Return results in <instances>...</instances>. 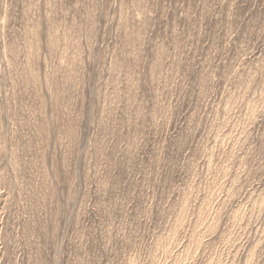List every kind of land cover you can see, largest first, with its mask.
Segmentation results:
<instances>
[{
    "label": "rangeland",
    "instance_id": "1",
    "mask_svg": "<svg viewBox=\"0 0 264 264\" xmlns=\"http://www.w3.org/2000/svg\"><path fill=\"white\" fill-rule=\"evenodd\" d=\"M0 264H264V0H0Z\"/></svg>",
    "mask_w": 264,
    "mask_h": 264
}]
</instances>
